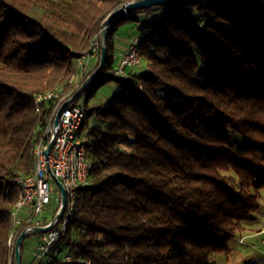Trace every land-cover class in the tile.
<instances>
[{
    "label": "trees",
    "instance_id": "obj_1",
    "mask_svg": "<svg viewBox=\"0 0 264 264\" xmlns=\"http://www.w3.org/2000/svg\"><path fill=\"white\" fill-rule=\"evenodd\" d=\"M135 1L0 0V264L10 261L18 180L32 173L56 104L36 98L74 95L88 76L84 91L108 81L123 90L84 102L91 169L59 250L76 264H213L260 231L251 225L264 189V0H185L119 17L102 71L93 77L96 61L80 77L107 17ZM155 9L138 28L140 66L117 75L118 25Z\"/></svg>",
    "mask_w": 264,
    "mask_h": 264
},
{
    "label": "built area",
    "instance_id": "obj_2",
    "mask_svg": "<svg viewBox=\"0 0 264 264\" xmlns=\"http://www.w3.org/2000/svg\"><path fill=\"white\" fill-rule=\"evenodd\" d=\"M100 39L101 31H99L96 47L92 50L91 56H83L80 58L79 64L82 65V68L92 56L99 57L102 48L98 44ZM133 45H135V42L130 43L122 58H120L116 66L117 75L124 76L126 69H136L140 66V64L136 63L135 56H132ZM89 79L90 77L88 76L86 83ZM73 96L67 95L64 98V103L72 99ZM36 99L44 103L45 101L51 100V96H41ZM59 111L57 110V115H53V124H46L48 142L44 143V153L41 156V168H38V173L34 177L21 178L18 181V185L28 186L29 198L28 200H24L23 206L20 210H16L14 215L15 218H20L23 233L26 235L25 238L38 235V246L36 250L37 263L44 262L45 259H48L51 255L49 253L50 242L60 239V221L65 218L66 206L62 214H60L62 209L61 192L57 182L61 183L67 196L68 187L74 186L71 184L72 168H79L78 176L84 175L86 162L82 158V144L87 142L83 141V133L80 137V144H73L69 140L71 126L76 123L78 114H82V102L73 100L63 108L60 115ZM56 120L57 123H55ZM57 124H64V131H57ZM86 132H89L87 128L84 133ZM49 145L50 148L48 149ZM71 151H78V158H71ZM43 170H52L51 184H43ZM27 218H37V225L27 226ZM36 228H48V230L45 232H35ZM240 243H243V240H240ZM262 245L264 252V239L262 240ZM66 263L76 262H74V259L71 258L69 253L60 250L58 264ZM13 264H15V251Z\"/></svg>",
    "mask_w": 264,
    "mask_h": 264
},
{
    "label": "bare ground",
    "instance_id": "obj_3",
    "mask_svg": "<svg viewBox=\"0 0 264 264\" xmlns=\"http://www.w3.org/2000/svg\"><path fill=\"white\" fill-rule=\"evenodd\" d=\"M103 29V27H102ZM102 29L100 31H102ZM99 34V33H98ZM102 37V35H101ZM142 35H140L136 41L135 45L132 47V56H135V60L137 64H140V55H139V50H138V42L141 39ZM98 38V35L95 36L91 47L89 48L88 53L85 56H91L92 50L96 47V40ZM101 43H102V38H101ZM102 46V44H101ZM80 59L78 61V71H82V65L79 64ZM88 63V62H87ZM87 66L86 64L84 67ZM116 72V71H115ZM117 74V72H116ZM67 95H71V91L67 92L64 95H60L59 92H54L50 91L45 94L39 95L37 97L41 96H51V100H56V104L54 106V109L50 115V118L48 119L46 124H53V115H57V110H60L63 106L64 103V98H66ZM46 102V101H45ZM41 102L36 99V105L39 107ZM83 105V111L82 114H78L77 121L74 125L71 126L70 133H69V140L73 142V144H80V137L81 134L83 133V141H87L86 143L82 144V158L86 161L85 162V167H84V175L78 176L79 175V168H72V175H71V184L74 186L68 187V195L66 196V208H65V218L60 221V239L64 237L66 230H67V225L69 222V218L71 216V213L73 211L77 191L79 188L85 186L88 181L89 177V172L91 169V160L89 157V154L92 150V142H91V137L89 135V132H85L86 126L84 125V119L87 114V109ZM37 111H39L37 109ZM57 131H64V124H57ZM48 142V135H46V125L43 129L42 133V138L38 142L36 148H35V166L32 171V173L26 177L22 178H30L34 177L36 173H38V168H41L42 164V154L44 153V143ZM71 158H78V151H71ZM51 177H52V170H43V184H51ZM21 178L18 180L20 181ZM19 186V191H18V198L17 201L10 213V219L12 223V230L9 234L8 237V243L7 246L9 248L10 252V261L9 264H12L14 261V251L16 249V242L20 234L23 233V227H21V221L20 218H15L14 212L16 210H20V208L23 206L24 200H28L29 198V190L27 185H18ZM37 225V218H27V226H36ZM60 239H57V241H51L50 246H49V253L51 254L48 259H45L44 262H39L37 264H58V258H59V249L58 243ZM22 246V245H21ZM71 256V255H70ZM72 258V256H71ZM66 264H76V263H66Z\"/></svg>",
    "mask_w": 264,
    "mask_h": 264
},
{
    "label": "rangeland",
    "instance_id": "obj_4",
    "mask_svg": "<svg viewBox=\"0 0 264 264\" xmlns=\"http://www.w3.org/2000/svg\"><path fill=\"white\" fill-rule=\"evenodd\" d=\"M238 1V0H235ZM160 15V10H153L148 15L145 14H139L137 15L138 21H130L126 20L117 27V32L115 36L116 45L123 44L124 46L127 45L125 51L129 47L130 43H134L136 39L138 38L140 32L139 29L141 24L145 21L148 22H155L158 16ZM102 29V28H101ZM102 38V37H101ZM99 45L101 46V39L98 41ZM101 43V44H100ZM124 51V53H125ZM123 53V54H124ZM140 55V54H139ZM123 56V55H122ZM120 51L119 48L115 50V64H117L120 60ZM96 61H100V55L92 56L88 63H85L87 66L83 67L79 72L78 75L80 77H84L85 75H88L90 73V70L94 63ZM91 78V76H89ZM88 79V78H87ZM87 79H85V82L79 87V89L76 91L78 92L80 89L81 92L84 91L86 87L90 84L91 79L86 83ZM123 90V87L121 84L115 82V81H108L96 88H90L84 91V93L81 95L80 102L87 103V106L91 105H104L106 104L114 95L121 93ZM80 92V93H81ZM91 92L93 94L90 96ZM216 117L211 118V120H214ZM93 126L92 120L89 121V124L87 125V130H89ZM228 136L230 141L234 144V148L236 150H242L244 148L245 142L241 135L236 133L233 130L228 131ZM261 195V208L259 212L263 213V222H264V189L260 191ZM251 240H245V245L250 244ZM253 243V242H252ZM253 245H255L253 243ZM38 246V235H33L30 237H27L23 241V258H22V264H37L38 258L36 255V250ZM256 246V245H255ZM229 248L235 250V253H231L230 249L225 254H216L213 258V264H256V260L259 256L256 250L253 249V247H246L243 245H238L236 241H232L229 245ZM229 253V254H228Z\"/></svg>",
    "mask_w": 264,
    "mask_h": 264
},
{
    "label": "water",
    "instance_id": "obj_5",
    "mask_svg": "<svg viewBox=\"0 0 264 264\" xmlns=\"http://www.w3.org/2000/svg\"><path fill=\"white\" fill-rule=\"evenodd\" d=\"M180 1H185V0H139V1L127 3L124 6L118 8L117 10L112 12L107 17V19L104 23L103 29L101 31L103 43H102V48H101V52H100V61H99V65H98L97 69L93 73V77H96L102 71V69L105 65V62L107 59V48H106V44H105L106 33H107L108 27L114 22L115 19H117L119 17L127 16L128 14H130L134 11L150 9L154 6H171V5H174L175 3L180 2ZM81 90L82 89H80L78 92H76L74 94V96L72 97V99L67 100L64 103V105L62 106V108L59 111V115L65 106H67L71 101L76 100L78 98ZM55 123H57V120L55 121ZM49 148H50V145L48 146V149ZM57 184H58L60 192H61L62 209L60 211V214H62V212L64 211V207L66 205V193H65V190L62 187L61 183L57 182ZM47 230H48V228H36L35 232H37V231L45 232ZM25 237H26L25 233H22V234H20V236L17 239L16 249H15V264H21V245H22V242H23Z\"/></svg>",
    "mask_w": 264,
    "mask_h": 264
},
{
    "label": "crops",
    "instance_id": "obj_6",
    "mask_svg": "<svg viewBox=\"0 0 264 264\" xmlns=\"http://www.w3.org/2000/svg\"><path fill=\"white\" fill-rule=\"evenodd\" d=\"M127 45L124 46L123 44L120 45H116V49L119 48L120 51V57L123 55L125 49H126ZM263 213L261 212H257L255 217H256V221L251 225V228L253 229H259L260 231L258 232H251V233H247L242 237H238L237 239H235L236 243L238 245H243L246 247H253L254 250H256V252L258 253V258L259 260H256V264H264V252H263V245H262V240L264 239V222H263ZM240 240H243V243H240ZM245 240H251L255 245H253V243L251 242L250 244H244ZM231 253H235L236 251L229 248ZM229 254V253H228Z\"/></svg>",
    "mask_w": 264,
    "mask_h": 264
}]
</instances>
